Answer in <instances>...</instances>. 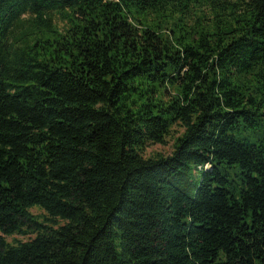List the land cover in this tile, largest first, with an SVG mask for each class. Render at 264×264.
<instances>
[{"label": "trees", "instance_id": "1", "mask_svg": "<svg viewBox=\"0 0 264 264\" xmlns=\"http://www.w3.org/2000/svg\"><path fill=\"white\" fill-rule=\"evenodd\" d=\"M0 264H264V0H0Z\"/></svg>", "mask_w": 264, "mask_h": 264}, {"label": "rangeland", "instance_id": "2", "mask_svg": "<svg viewBox=\"0 0 264 264\" xmlns=\"http://www.w3.org/2000/svg\"><path fill=\"white\" fill-rule=\"evenodd\" d=\"M174 131L172 132L171 136H168L166 138V143L165 144H151L148 145L144 151V155H150L154 152H161L165 155L169 154L172 149H173V143H174V136H177L178 134H180L181 129L179 127H174L173 129ZM31 211L35 214H41L43 213V211L41 209H39L38 206H34ZM34 234H28V235H18V234H14V235H10V236H5L6 240L9 242H12L14 239H18V240H26L30 237H33Z\"/></svg>", "mask_w": 264, "mask_h": 264}]
</instances>
